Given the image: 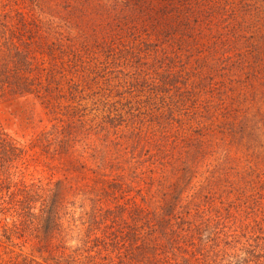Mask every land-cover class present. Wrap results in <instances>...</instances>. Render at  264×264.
<instances>
[{
	"label": "trees",
	"instance_id": "obj_1",
	"mask_svg": "<svg viewBox=\"0 0 264 264\" xmlns=\"http://www.w3.org/2000/svg\"><path fill=\"white\" fill-rule=\"evenodd\" d=\"M1 107L0 264H264V0H0Z\"/></svg>",
	"mask_w": 264,
	"mask_h": 264
},
{
	"label": "rangeland",
	"instance_id": "obj_2",
	"mask_svg": "<svg viewBox=\"0 0 264 264\" xmlns=\"http://www.w3.org/2000/svg\"><path fill=\"white\" fill-rule=\"evenodd\" d=\"M12 111H13V109L11 107H1L0 108V116H1L4 124L7 127L9 125V127L14 131L15 130L14 120L10 116ZM12 130H11V132H13Z\"/></svg>",
	"mask_w": 264,
	"mask_h": 264
}]
</instances>
